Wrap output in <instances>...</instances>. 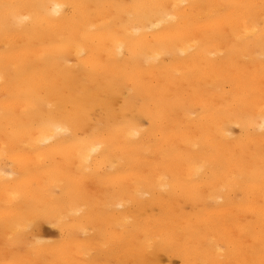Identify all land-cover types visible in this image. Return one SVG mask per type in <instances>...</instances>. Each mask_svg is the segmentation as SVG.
I'll return each instance as SVG.
<instances>
[{
    "label": "bare ground",
    "instance_id": "1",
    "mask_svg": "<svg viewBox=\"0 0 264 264\" xmlns=\"http://www.w3.org/2000/svg\"><path fill=\"white\" fill-rule=\"evenodd\" d=\"M4 3L0 262L258 261L264 0ZM154 3L186 6L117 7Z\"/></svg>",
    "mask_w": 264,
    "mask_h": 264
},
{
    "label": "snow or ice",
    "instance_id": "2",
    "mask_svg": "<svg viewBox=\"0 0 264 264\" xmlns=\"http://www.w3.org/2000/svg\"><path fill=\"white\" fill-rule=\"evenodd\" d=\"M185 6L186 5L183 4L172 5L171 11L169 10V5L165 3H154L150 5H126V6H117V7H125V8H133V9H139V8L154 9L158 11L161 21L166 22V21L174 20L176 18L174 15L175 11ZM20 7L22 6L16 4H8V3L0 4V21H2L5 29L8 28L9 21L15 18L13 16L14 10ZM33 7H39V6L34 5ZM67 7L69 6L57 5L55 6V10L53 14L58 15L61 9H66ZM261 9H262V15H264V3L261 4ZM29 19L30 17H20L18 19V23H23ZM130 19H131V15H130ZM247 23L248 21H245V24ZM262 24H264V22H262ZM255 30H256L255 28L252 29V31ZM260 31H261V47L264 48V26L261 27ZM262 59H264V57H262ZM254 102L258 103L260 108V113L258 118L259 124L257 126L261 129H264V82H262L261 84L258 98L254 97ZM53 127L56 132L62 131V129L58 126H53ZM261 133L264 134V131H262ZM137 134L138 133H133V135H137ZM102 147H103V143L101 139L99 138L93 139L87 151H82L80 154L82 163L84 164L90 163L93 158V155L98 153ZM5 151H6V146H5ZM195 171L196 174H199L202 171V169L197 168ZM261 176L262 178H264V155L261 156ZM28 227H29L28 225H25L23 230L26 231ZM145 243L151 245L152 241L151 239L146 238ZM209 243H211V241H209ZM218 251H223V250L218 249ZM0 264H15V262H0ZM145 264H147V261L145 262ZM207 264H214V262L208 261ZM245 264H264V246H262L261 248V255L258 261L256 260L246 261Z\"/></svg>",
    "mask_w": 264,
    "mask_h": 264
},
{
    "label": "rangeland",
    "instance_id": "3",
    "mask_svg": "<svg viewBox=\"0 0 264 264\" xmlns=\"http://www.w3.org/2000/svg\"><path fill=\"white\" fill-rule=\"evenodd\" d=\"M45 228V229H44ZM47 226H44L42 227L41 231L42 233L40 232V235L44 238H55L56 237V234L54 233L55 231L54 230H51L49 227L47 228ZM47 230V231H46ZM46 236V237H45ZM54 236V237H53ZM173 264H176L175 262H173Z\"/></svg>",
    "mask_w": 264,
    "mask_h": 264
},
{
    "label": "clouds",
    "instance_id": "4",
    "mask_svg": "<svg viewBox=\"0 0 264 264\" xmlns=\"http://www.w3.org/2000/svg\"><path fill=\"white\" fill-rule=\"evenodd\" d=\"M258 131L262 132V131H264V129L258 128Z\"/></svg>",
    "mask_w": 264,
    "mask_h": 264
}]
</instances>
